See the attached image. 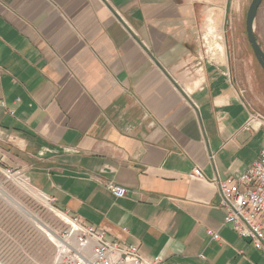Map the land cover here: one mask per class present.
I'll return each instance as SVG.
<instances>
[{
	"label": "crops",
	"instance_id": "crops-1",
	"mask_svg": "<svg viewBox=\"0 0 264 264\" xmlns=\"http://www.w3.org/2000/svg\"><path fill=\"white\" fill-rule=\"evenodd\" d=\"M226 4L0 0V164L147 258L264 264V248L224 225L214 183L264 146V123L246 128L264 116V83L243 98L226 34L227 57L218 35L203 39L225 30Z\"/></svg>",
	"mask_w": 264,
	"mask_h": 264
},
{
	"label": "rangeland",
	"instance_id": "rangeland-1",
	"mask_svg": "<svg viewBox=\"0 0 264 264\" xmlns=\"http://www.w3.org/2000/svg\"><path fill=\"white\" fill-rule=\"evenodd\" d=\"M251 1L233 0L226 32L211 26L203 38L206 43L210 34L218 35L227 57L226 34L232 61L236 60L235 68L242 73L245 84L239 92L246 99L249 86L264 83V71L246 34V14ZM255 33L264 49V0L258 10ZM24 182L27 185L22 186ZM47 198L26 177L9 172L0 164V264H55L52 239L54 233L66 227V220Z\"/></svg>",
	"mask_w": 264,
	"mask_h": 264
},
{
	"label": "built area",
	"instance_id": "built-area-1",
	"mask_svg": "<svg viewBox=\"0 0 264 264\" xmlns=\"http://www.w3.org/2000/svg\"><path fill=\"white\" fill-rule=\"evenodd\" d=\"M206 50L209 51L208 46ZM1 107H5L3 100H0ZM257 123H264V118L253 114L246 128H253ZM188 177L202 178L203 172L195 168ZM214 183L222 198L224 225L239 236L251 239L256 247L264 248V146L253 164L238 177ZM108 188L116 198L127 195L123 186L109 182ZM59 213L65 218L66 227L52 239L55 264H165L161 256L147 258L137 246L110 241L103 230L78 216ZM207 234L213 240H220L218 232L208 230Z\"/></svg>",
	"mask_w": 264,
	"mask_h": 264
},
{
	"label": "water",
	"instance_id": "water-1",
	"mask_svg": "<svg viewBox=\"0 0 264 264\" xmlns=\"http://www.w3.org/2000/svg\"><path fill=\"white\" fill-rule=\"evenodd\" d=\"M233 0H227L226 4V18H225V31L230 24V12ZM263 0H252L246 14V34L248 42L252 48L253 54L264 70V51L259 45L255 32H254V22L257 17L259 7L261 6Z\"/></svg>",
	"mask_w": 264,
	"mask_h": 264
},
{
	"label": "bare ground",
	"instance_id": "bare-ground-1",
	"mask_svg": "<svg viewBox=\"0 0 264 264\" xmlns=\"http://www.w3.org/2000/svg\"><path fill=\"white\" fill-rule=\"evenodd\" d=\"M25 185H27V184L24 182V184H23L22 186H25ZM47 200H48V198H47ZM55 235H56V234L54 233V236H53L54 238H55Z\"/></svg>",
	"mask_w": 264,
	"mask_h": 264
}]
</instances>
